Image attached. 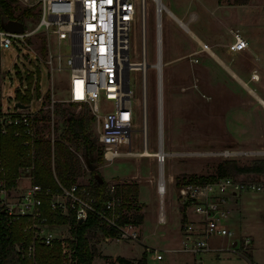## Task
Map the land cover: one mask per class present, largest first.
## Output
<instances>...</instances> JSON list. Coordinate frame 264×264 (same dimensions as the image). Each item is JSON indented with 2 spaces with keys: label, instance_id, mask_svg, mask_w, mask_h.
Instances as JSON below:
<instances>
[{
  "label": "rangeland",
  "instance_id": "1",
  "mask_svg": "<svg viewBox=\"0 0 264 264\" xmlns=\"http://www.w3.org/2000/svg\"><path fill=\"white\" fill-rule=\"evenodd\" d=\"M239 1L242 0H222V3L233 4V2ZM246 1V4L228 7L223 4L218 6L217 0H161L164 6L182 22H186L188 28L195 32L198 37H203L204 40L210 43L214 40L221 48H225L226 43L230 40V26L237 24L241 25L238 26L240 28L250 30L251 48L250 50L240 51L246 58V63L243 64L244 74L246 75L243 76V79L252 90L254 89L264 98V92L262 93V90H264V0ZM155 5L154 0H148L146 21L147 59L152 64L157 61ZM34 10L37 15L34 18L25 17L24 28L32 29L36 24L38 10ZM186 10L187 12L184 14ZM189 13H196L198 18L188 21ZM161 24V59L163 62L162 129L165 149L170 152L164 163L165 176L167 178V174H173V183L169 184L164 198H161L163 203L166 202L168 220L158 223L155 217L159 204L156 183L150 184L142 181L141 199L138 198V191L135 194L130 189L134 185L137 188L136 179L131 177L137 170V166L141 171L138 177H142V179L158 172V165L152 157L121 156L116 157L111 162L103 159L97 165V171L103 175L106 182L121 179L124 183L123 190L129 216L137 221V216L142 214L146 203L148 208L145 215L144 232L142 230L138 238L127 239L118 236L121 238L118 241H104L100 250L105 255L115 257L123 255L130 259L140 258L146 252V264H195L192 253L179 250L181 245V238L177 232L179 214L175 210L176 206L178 207L177 198L175 197L177 185L186 182L188 179L198 180L200 177L216 175L218 165L224 159H234L240 164H252L256 160L264 161V147L243 148L232 145L233 143L237 145L235 137L241 135L244 130L252 134L258 129L259 123L264 124V106L252 97L249 91L243 89L238 82L233 80L221 66L219 69L214 67V71L208 73L209 76L206 78L203 88L204 94L199 92L197 95L195 91L198 86L195 85L191 69L185 62L188 56H183L180 60L176 58L180 50L183 49V43L186 40L193 41L196 45L197 42L190 37L186 29L170 17L166 10L162 12ZM139 41L140 30L136 26L134 33L131 35V54L134 59H137L134 57V50L138 52L140 50ZM25 42H27L26 45L23 43L17 46L11 45L0 52V107L6 108L13 103L17 91L20 92L18 100L23 102L28 100L23 95L22 89L19 88L21 84L32 83L33 81L32 76L26 74V68H28L40 75L43 92H46V88L50 85V91L46 92L43 105L47 104L52 97L56 99L52 107L48 106L45 112L38 114L40 132H48L63 141L66 138H64L62 130L67 126L68 119L70 117L78 118L84 114L91 117L88 130L91 131V138L95 140L96 145L100 148L98 124L89 106L83 103H68L64 100V98H68V71L63 69L61 72L53 71L52 75L49 73L47 63L44 62L49 48V45H47L48 40L41 34H35L25 37ZM50 45L51 50L55 52L59 51L65 54L69 50L65 43H61V46H59L54 36L50 38ZM35 52L43 61H39ZM35 64L38 66L36 67ZM254 72L260 75L259 79H252ZM130 77L135 95L133 103L136 106L142 95L138 71L131 70ZM147 77L148 142L150 150H155L158 148L157 138L160 129L158 123V76L153 65L149 66ZM51 90L53 96L50 93ZM243 100H246V102L244 103ZM36 106L37 102L33 101L31 108L34 109ZM109 106L110 103L107 100L102 99L100 101V111L106 110ZM140 126L141 121L136 122L135 128H140ZM233 132L238 134H232ZM137 133H142V131H137ZM65 144L72 149L76 160L74 175L69 176V179L90 183L92 174L83 161L84 150L82 148L80 150L74 149V146L68 140L65 141ZM131 144L132 150L142 149L140 139H137L134 133ZM121 148L123 150L128 149L126 145H122ZM53 149L54 164L55 160L60 159L62 149L59 146L55 149L54 145ZM53 149L51 152H53ZM252 174L251 172H243L239 173L238 176H251ZM260 178H264V173L260 174ZM29 182L30 180L20 179L12 194L18 195L22 191V187L28 186ZM237 195L239 198L241 197L239 203L236 205L232 201L230 202V206L234 209L233 213L238 217L237 222L243 228L255 232H253L255 244L251 243L246 250L240 249V252L245 254L252 252L253 264H264V190H244ZM240 205H242V210L244 209V217L239 214L238 207ZM170 210H172L171 213ZM179 211L183 221L186 219L187 223L188 217L182 213L181 207ZM183 225L181 229H183ZM54 230L56 234L70 237V228L67 230V228L61 227L54 228ZM221 240L222 237H217V239L215 237L213 241L221 244ZM66 252L69 254V250L61 252L63 257L65 255L63 253ZM222 253L225 254L219 258L212 251H206L199 254L197 258H201L205 264H251L252 262L247 255H234L231 257L232 260L228 261L226 254L228 252ZM231 254L234 253L231 252ZM115 261L117 263V258L101 255V257H96L92 264H112Z\"/></svg>",
  "mask_w": 264,
  "mask_h": 264
},
{
  "label": "built area",
  "instance_id": "2",
  "mask_svg": "<svg viewBox=\"0 0 264 264\" xmlns=\"http://www.w3.org/2000/svg\"><path fill=\"white\" fill-rule=\"evenodd\" d=\"M156 2V42L157 61L148 62L147 59V16L148 0H18L23 7L27 6L38 10V19L32 29L25 28L23 32H13L0 29V52L11 45H26L25 37L41 34L49 45L46 59L50 75L53 71L65 69L68 71V103L86 104L98 124V141L102 148L103 159L113 161L116 157H152L158 165V172L150 174L148 181L156 183V191L160 198L167 192V184L171 179L165 176V161L170 152H167L161 132L162 101L158 97V123L159 134L157 138L158 148L150 150L148 142V117L147 111V70L153 65L157 72L158 88L162 86L161 59V15L163 11L171 14L170 10L161 2ZM140 30V50H134V59L131 54V35L134 28ZM54 36L56 43L61 46L65 43L69 50L63 54L51 50L50 38ZM231 45L234 51L242 50L248 46V41L239 31L233 34ZM39 61H43L35 52ZM31 61V59H29ZM37 67L38 65L35 64ZM131 70L138 71L140 77L141 97L136 106L133 103L134 88L130 77ZM26 74L32 76V83L26 82L19 87L29 101L23 103L14 97L13 103L6 108H0V203L3 211L11 222H21L23 237L31 236L28 243L16 244L17 250L29 259L35 258L37 243L53 245L59 240L61 252L72 249L70 242L62 234H56L54 228H70V221L58 222L56 217L73 216L85 220L89 213L95 214L106 227L118 231L121 238L136 239L139 232L137 223L127 213V201L125 200L123 182L121 179L106 182L103 198L100 206L93 193L90 183L70 180L62 182L56 176V168L53 164V145L56 138L48 132H40L39 113H43L46 107H52L56 99L43 105L46 92L50 91V85L46 92L41 89L40 75L26 68ZM254 75V74H253ZM127 88V90H125ZM53 96V91L51 90ZM107 100L109 108L100 111V101ZM37 102L32 109L31 103ZM23 103L22 108L17 103ZM141 121L140 128H135L136 122ZM142 133H137V131ZM13 134L23 146L15 183L7 186V168L2 162L1 137ZM140 139L142 149L131 147L132 135ZM50 140L53 152L52 172L55 177V185H43L34 181L36 172L35 162L38 157L37 142ZM122 145L128 149L123 150ZM260 172L248 175H215L208 180L188 179L177 185L176 198L183 214L189 213L197 216L196 221L188 219L190 223L199 225L198 236L193 237L192 230L183 225L184 241L182 250L192 252L195 255V264H205L197 256L210 249L209 239L213 235H232L225 226L224 220L229 216L228 200L237 196L240 191L264 190V178H260ZM20 179H27L28 186L22 187L18 195L12 192ZM51 219L53 220H49ZM189 218V217H188ZM162 219V217H161ZM234 248L241 251L249 247L252 239L249 236H241L236 239ZM243 253V252H240Z\"/></svg>",
  "mask_w": 264,
  "mask_h": 264
},
{
  "label": "trees",
  "instance_id": "3",
  "mask_svg": "<svg viewBox=\"0 0 264 264\" xmlns=\"http://www.w3.org/2000/svg\"><path fill=\"white\" fill-rule=\"evenodd\" d=\"M242 0L241 2H245ZM37 12L30 7H23L18 3V0H0V29L8 21L14 20L23 24L25 17H35ZM15 97L19 99L20 92L17 91ZM28 98V96H26ZM29 101L26 100L27 103ZM1 108V107H0ZM91 117L80 115V117H70L67 121V126L62 130L65 140H56L54 148L58 146L62 149V154L58 161L55 160L54 167L56 168V176L62 182H69V176L74 175L75 172V155L72 149L69 148L65 141H69L74 149H83V161L89 167L91 172L90 183L93 193L97 198L98 207L103 198L106 181L103 175L97 171V165L103 160L102 148L98 147L95 140L91 138V131L88 130L90 126ZM20 141L11 133L1 137V151L2 162L8 170L6 177L7 186L11 187L15 183L17 177L18 166L20 164L21 155L24 153L23 146ZM38 157L36 158L35 167L36 172L34 181L43 185H55V177L51 167V142L50 140L37 142ZM243 172L264 173V161L259 160L252 164H240L234 159H224L218 165L217 175H238ZM215 176V175H214ZM200 177L199 180H208L214 177ZM131 191L136 194V186H132ZM4 207L0 203V264H92L95 256L99 255L97 252L96 243L101 236L118 237V231L106 227L100 222V219L93 213L79 222L73 214L69 216H57L58 222L65 223L70 221V237L66 239L70 242L72 249L70 257H63L61 254V245L59 240H55L53 245H44V243H37V250L35 258H27L21 255L17 250L16 244H25L31 240V236L23 237L21 230V222H11L8 215L3 211ZM137 222H142V214H139ZM49 220H53L50 219ZM253 262L251 253L246 254ZM117 261L120 264H134L133 261L119 256ZM146 252L136 259V264H146Z\"/></svg>",
  "mask_w": 264,
  "mask_h": 264
},
{
  "label": "crops",
  "instance_id": "4",
  "mask_svg": "<svg viewBox=\"0 0 264 264\" xmlns=\"http://www.w3.org/2000/svg\"><path fill=\"white\" fill-rule=\"evenodd\" d=\"M248 2H250V1H248ZM246 3H247V1L246 2L239 1V2H233V4H229V3L224 4V3H222V0H217L218 6H221V4H223V5H227L228 7H230V6L234 7L235 5H243ZM170 12H171V14H169L170 17H172L173 20L176 23H178L182 28L186 29V31L188 32L190 37H192V39L197 42V45H196L195 42H193V41L189 42L185 39L186 41L183 43L184 44L183 49L180 50L178 56L176 57V58H178L177 60L182 59L183 56L189 57V58L186 57L185 62H187V65L191 69V73L194 77L195 85L198 86L196 88L195 93L197 95L199 94V92L204 94L203 88H204V84L206 82V78H208V76H209L208 73L214 71V67L219 69L221 66L231 76V78H233V80L238 82L243 87V89H246L247 91H249V93L252 95V97L256 98V100L262 106H264V98L260 94H258L254 89L252 90L248 86L246 81L243 79V76L246 75V74H244V69H243V66L246 63V58L244 57V54L240 51L250 50V48H251L252 39L250 37V30H247L245 28L244 29L240 28L238 26H241V25H237V24L235 26H233V25L230 26L229 30L231 32L232 37L230 35L229 36L230 40H228V42L226 43L225 48H223V47L221 48L219 45H217L214 42V40H212L211 41L212 43H210V42L204 40L203 37H198L195 32H193L191 29L188 28L186 22H182L179 18H177L172 13V11H170ZM186 12H187V10L184 11V14ZM197 18L198 17L196 15V13H189L188 14V21H192V20H195ZM235 31H239L243 35V37L245 39H247L248 46L246 48H244L242 50H236V51H234L232 49L231 45L234 41L233 34L235 33ZM203 36H205V35L203 34ZM248 77L250 78V75ZM192 87H193V85H192ZM263 92H264V90H262V93ZM243 101H244V103L246 102V100H243ZM236 132L235 133L233 132L232 134H238ZM235 138L237 141V145L234 143L233 144L230 143V144L234 145V147L235 146H237V147L241 146L243 148H254L256 146L264 147V124H262V122H261V124L259 123L258 129L256 130V132H254L252 134L249 131L244 130L241 135H238V137H235ZM136 171H137V173H135ZM136 171L134 172V174L131 177L133 179L134 178L136 179L137 191H138V196H139L138 198L141 199V196H142L141 183H142V181L148 182L150 184H152V183L148 181L149 177L145 178V179H142V177H138V175L141 173L139 166H137ZM169 175L171 176V179L169 180V182L167 184V190H168L169 184L173 183V174L172 173L167 174V178L169 177ZM158 199H159V204H158V207H157L156 213H155L156 220L158 223L159 222L160 223L166 222V220H168L167 219L168 215L166 216V202L163 203L162 199L159 196H158ZM239 200H241V197L239 198L237 195L235 197H231L227 203L228 207H229V216L224 220V224L232 232V235H223V236L213 235V236H211L213 238V240L215 239V237H216V239H217V237H222V240H221L222 242H221V244L220 243L217 244L210 237V239L212 240L211 241L209 239L210 249L206 250L209 252L212 251V253H214L215 256L219 257V258H221L225 254L222 252H225V251L228 253L230 252L229 254L226 253L228 261L232 260L231 257L234 255L235 256H241V255L245 256L246 255L245 253H240L239 250H236V248H234V246L236 244V241H235L236 239H240L241 236H249L252 239V244H255V235H254L255 232L243 228V226L237 222L238 217L236 216V214L233 213L234 209L230 206L231 201L237 205V203H239ZM177 203H178V200H177ZM178 207H179V203H178ZM178 207L176 206L175 210L178 211V214H179L178 215L179 216V228L177 231L179 233L180 238H181V245L179 246V250L183 251L182 250V244H183L185 236H184V233H182L181 228H182L183 222L186 223V219H184V221H183L182 215H180V211H179L180 207L179 208ZM147 208H148V204L146 203V207L144 208V211L142 212V217H143L142 222H137L136 220H134L137 223V228H138L139 234L142 232V230L144 232L143 228H144V222L146 219L145 215H146ZM238 210L240 211V213H239L240 216L244 217V214H243L244 209L242 210V205H240L238 207ZM171 212H172V210H170V213ZM182 213H183V211H182ZM161 217H162V219H161ZM188 217H189L188 219L191 218L192 221L197 220V216L193 215L192 213H189ZM187 226H189V228L192 230L193 237L198 236V234H199L198 230L200 229L198 224H196V223L192 224V223L188 222ZM67 230H68V228H67ZM118 239H121V238L102 236L100 238V240L96 243L97 252L99 253V255L95 256L94 259L98 256L101 257V255L105 256V257L106 256L107 257H113L114 259L118 258L119 256H123V255H119V256L115 257V256L105 255V254L101 253L102 251L100 250L101 244L104 241H111V240L118 241ZM253 246H255V245H253ZM184 252H187V251H184ZM231 252L234 254L232 255ZM190 253H192V252H190ZM192 255L194 256V261H195V255L193 253H192ZM251 255L253 256V253ZM123 257H125V256H123ZM125 258H127V257H125ZM127 259L133 261V263L136 264V259H138V258L136 257L134 259H130V258H127ZM112 264H120V263L118 261L116 263V261H115V263L112 262ZM251 264H253V262H251Z\"/></svg>",
  "mask_w": 264,
  "mask_h": 264
},
{
  "label": "water",
  "instance_id": "5",
  "mask_svg": "<svg viewBox=\"0 0 264 264\" xmlns=\"http://www.w3.org/2000/svg\"><path fill=\"white\" fill-rule=\"evenodd\" d=\"M3 28L6 30L13 31V32H23L25 29L23 27L22 23H20L18 21H14V20H11V21H8L7 23H5L3 25ZM125 90H127V88ZM17 105L22 107V108L25 106L23 103H20V102H18ZM82 221H83L82 219L79 220V222H82Z\"/></svg>",
  "mask_w": 264,
  "mask_h": 264
},
{
  "label": "bare ground",
  "instance_id": "6",
  "mask_svg": "<svg viewBox=\"0 0 264 264\" xmlns=\"http://www.w3.org/2000/svg\"><path fill=\"white\" fill-rule=\"evenodd\" d=\"M160 47H161V44H160ZM259 78H260L259 74H257V73L254 72V75L252 76V79H259ZM159 94H160L161 101H162V104H163V99H162L163 98V95H162V86H160ZM162 127H163V116H162V123H161V132H162V136H163V129H162Z\"/></svg>",
  "mask_w": 264,
  "mask_h": 264
}]
</instances>
